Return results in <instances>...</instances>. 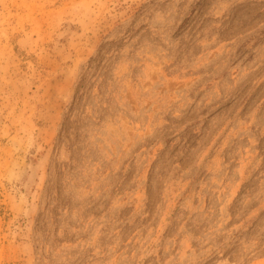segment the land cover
<instances>
[{"label":"rangeland","instance_id":"1","mask_svg":"<svg viewBox=\"0 0 264 264\" xmlns=\"http://www.w3.org/2000/svg\"><path fill=\"white\" fill-rule=\"evenodd\" d=\"M0 264H264V0H0Z\"/></svg>","mask_w":264,"mask_h":264}]
</instances>
